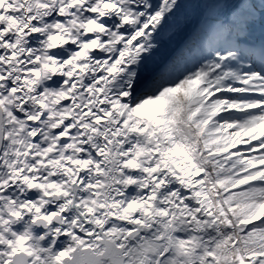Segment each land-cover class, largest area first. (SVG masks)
<instances>
[{"label":"snow or ice","instance_id":"snow-or-ice-1","mask_svg":"<svg viewBox=\"0 0 264 264\" xmlns=\"http://www.w3.org/2000/svg\"><path fill=\"white\" fill-rule=\"evenodd\" d=\"M0 264H264V0H0Z\"/></svg>","mask_w":264,"mask_h":264}]
</instances>
